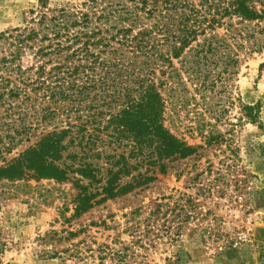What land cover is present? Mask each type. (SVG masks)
Wrapping results in <instances>:
<instances>
[{"label":"trees","instance_id":"trees-1","mask_svg":"<svg viewBox=\"0 0 264 264\" xmlns=\"http://www.w3.org/2000/svg\"><path fill=\"white\" fill-rule=\"evenodd\" d=\"M30 14L25 25L0 34V194L11 198L31 181L72 182L79 193L71 218L147 187L169 163L201 148L166 124L163 89L169 70L177 73L175 60L190 56L187 70L203 80L196 90L207 99L223 75L236 74L230 69L242 52H264V0H84L54 10L43 4ZM244 109L253 119L255 107ZM32 138L18 157L4 158ZM103 156L105 166L91 162ZM206 192L213 194L200 195ZM159 201L144 230L134 228L139 240L180 237L186 224L212 213L203 215L199 198L182 192ZM7 246L0 238V264ZM117 253L108 252L121 258Z\"/></svg>","mask_w":264,"mask_h":264},{"label":"rangeland","instance_id":"rangeland-1","mask_svg":"<svg viewBox=\"0 0 264 264\" xmlns=\"http://www.w3.org/2000/svg\"><path fill=\"white\" fill-rule=\"evenodd\" d=\"M83 1L0 0V34L25 25L30 11L38 13L43 4L54 10ZM190 59L174 61L177 73L169 70L163 94L167 126L190 145L201 147L198 152L169 163L168 173H156L147 187L99 204L79 218H71L79 193L72 182L31 181L11 198L0 194V238L8 243L1 264H264V52H242L239 64L230 69L236 74L223 75L207 99L196 90L203 80L187 70ZM245 107H255L249 112L253 119ZM200 124L204 136L214 138L211 144L198 134ZM36 141L32 138L3 156L10 161ZM107 145L106 151L113 154L115 146ZM103 158L91 162L103 167L108 160ZM4 164L0 159V166ZM198 174L201 177L194 181ZM5 185L4 189L12 187ZM209 188L214 195H200L201 189ZM181 192L199 198L203 215L212 213L203 221H190L180 237L139 240L143 235L134 234V228L144 230L143 220L159 200ZM138 209L141 215L133 214ZM108 252H121V258Z\"/></svg>","mask_w":264,"mask_h":264}]
</instances>
